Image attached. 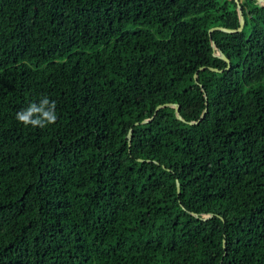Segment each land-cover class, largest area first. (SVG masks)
<instances>
[{"label":"trees","instance_id":"16d2710c","mask_svg":"<svg viewBox=\"0 0 264 264\" xmlns=\"http://www.w3.org/2000/svg\"><path fill=\"white\" fill-rule=\"evenodd\" d=\"M238 1L208 33L233 0H0V264H264V6ZM163 103L183 121L134 124Z\"/></svg>","mask_w":264,"mask_h":264},{"label":"water","instance_id":"95a60500","mask_svg":"<svg viewBox=\"0 0 264 264\" xmlns=\"http://www.w3.org/2000/svg\"><path fill=\"white\" fill-rule=\"evenodd\" d=\"M234 3H235V11H236V15H237V19H238V25L237 27L235 28H228V27H223V26H212L210 27L207 32H211L213 30H218V31H221V32H226V33H232V32H238L241 30L242 28V25H243V16H242V12H241V7L239 5V1L238 0H233ZM259 5L261 6H264V0H255ZM210 46L213 50H215L212 55L214 56H217L219 57L220 59H222L225 63H228V59L220 52L219 49H216L215 46H214V43L213 41H210ZM205 67L204 66H200L197 68V70H202L204 69ZM208 70H211V71H220L219 69H216L214 67H207ZM196 78V75L195 73L193 74V79ZM164 106H169L171 108H173V112H174V116L175 118L183 121V119L180 117L179 113H178V105L176 103H163V104H157L151 115L148 117V118H145V119H142L140 122H134V124H138V123H145V122H148L151 120V118H153V116L155 115L156 111L158 109H160L161 107H164ZM205 108H203V110L201 111L200 115H199V118L197 120H194V121H187L188 124H193V123H197L203 116L204 112H205ZM130 136H131V130L128 129L127 131V134H126V142H127V145H129L130 143ZM175 188H176V192L178 191V184H177V181L175 180ZM193 216H197L195 213H192ZM212 214L209 213V214H202L201 215V219H206L207 217H210ZM222 248H224V241H222Z\"/></svg>","mask_w":264,"mask_h":264}]
</instances>
